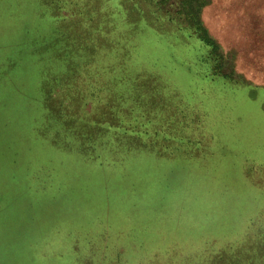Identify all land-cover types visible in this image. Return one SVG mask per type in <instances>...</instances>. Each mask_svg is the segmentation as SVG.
I'll return each mask as SVG.
<instances>
[{
    "label": "rangeland",
    "instance_id": "rangeland-1",
    "mask_svg": "<svg viewBox=\"0 0 264 264\" xmlns=\"http://www.w3.org/2000/svg\"><path fill=\"white\" fill-rule=\"evenodd\" d=\"M179 2L0 0V177L38 141L61 203L1 258L264 264V0ZM96 96L102 127L58 115Z\"/></svg>",
    "mask_w": 264,
    "mask_h": 264
},
{
    "label": "crops",
    "instance_id": "crops-1",
    "mask_svg": "<svg viewBox=\"0 0 264 264\" xmlns=\"http://www.w3.org/2000/svg\"><path fill=\"white\" fill-rule=\"evenodd\" d=\"M20 139L22 150L15 152L16 156L10 165L2 166L1 169L5 174L0 177L2 179L0 196L5 195V200H0V248L13 239L18 240V236L25 232L34 231L39 218L48 220L54 217L56 204H59L57 208L61 207V203L56 202L55 198L49 195L51 185L44 182L42 169L48 168V164L39 160L40 153L46 152L48 159L49 152L55 155L54 149L45 151L40 148L38 141L34 146L27 147L26 142L30 141L28 137L22 136ZM36 153L38 157L34 160ZM53 155L50 154L51 159H54ZM29 158H32V165L29 166L31 171L26 174L28 177L25 183L18 185L19 180L15 174L26 165ZM65 208L67 207L63 209ZM15 262L10 254L0 257V264H15Z\"/></svg>",
    "mask_w": 264,
    "mask_h": 264
},
{
    "label": "trees",
    "instance_id": "trees-1",
    "mask_svg": "<svg viewBox=\"0 0 264 264\" xmlns=\"http://www.w3.org/2000/svg\"><path fill=\"white\" fill-rule=\"evenodd\" d=\"M169 2V0H168ZM179 4L181 5L182 4V0H180ZM178 4V5H179ZM201 27V26H200ZM203 33L205 35H208V31L203 27L202 29ZM60 40H63L64 41H71V39H76L77 40V35H76V38L75 36H73V38L71 37L70 33H66L64 34L63 36H59L58 37ZM205 39H206V42H208V44H216V41L213 39L211 40V38H209V36H205ZM63 58V57H62ZM56 76H47V78H44V82H43V85H42V90L43 91H50L51 93L55 92V90L58 87L57 85V81H56ZM60 89V88H59ZM95 94V93H94ZM94 94H91V95H94ZM99 96H96V99H97V103L95 105H92L90 106V108L92 109H88V104L86 103L85 107L83 108L84 112L81 114L80 112H78V110H76V108H78L77 106V103H73V104H65L64 103H59L58 104V108H59V112H58V115L63 118V119H69V118H73V119H76V121H79L80 123H85L86 125H92L94 127L96 126H103V121L100 120L102 118H100L101 115H107V114H112L113 111H114V106H112V102H105V104H102V100L101 98H98ZM65 104V105H63ZM66 106H69V110H67L65 107ZM98 115L97 118H94L93 115ZM101 123V124H100ZM105 123V122H104ZM107 124V123H106ZM112 124V123H111ZM111 126L112 125H109V129H111ZM58 130L56 129V132ZM55 132V133H56ZM59 132V131H58ZM91 136H94V135H91ZM95 137H91L90 140L91 141H95V140H92L94 139ZM90 143H95V142H90ZM96 144V143H95ZM94 144V145H95ZM89 146H93L91 144H89Z\"/></svg>",
    "mask_w": 264,
    "mask_h": 264
}]
</instances>
